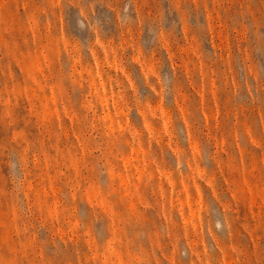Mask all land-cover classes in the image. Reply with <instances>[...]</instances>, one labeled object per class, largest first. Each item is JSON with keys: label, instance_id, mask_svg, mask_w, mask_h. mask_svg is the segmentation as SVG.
<instances>
[{"label": "rangeland", "instance_id": "obj_1", "mask_svg": "<svg viewBox=\"0 0 264 264\" xmlns=\"http://www.w3.org/2000/svg\"><path fill=\"white\" fill-rule=\"evenodd\" d=\"M0 264H264V0H0Z\"/></svg>", "mask_w": 264, "mask_h": 264}]
</instances>
